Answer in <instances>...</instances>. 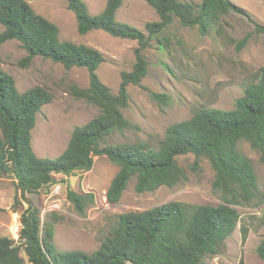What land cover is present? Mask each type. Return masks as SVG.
Masks as SVG:
<instances>
[{
	"label": "trees",
	"instance_id": "16d2710c",
	"mask_svg": "<svg viewBox=\"0 0 264 264\" xmlns=\"http://www.w3.org/2000/svg\"><path fill=\"white\" fill-rule=\"evenodd\" d=\"M124 0H106L103 10L91 13L85 0H67L74 12L80 34L103 30L114 37L137 41L135 61L122 70L118 92L105 84L97 69L107 60L97 48L60 36L59 26L36 12L26 0H0V44L16 40L26 51L21 65L35 57L50 59L65 68L84 67L87 87L71 84L70 93L98 107L99 113L74 127L65 149L56 157H40L33 148L32 131L37 114L53 93L34 85L20 91L15 78L0 68V176H15L16 189L27 206L20 213L19 237L0 235V264H204L207 257L221 253L226 239L236 230L240 212L236 206L264 204V190L252 160L239 149L246 141L264 163V66L247 83L231 109L201 106L184 120L168 125L156 146L146 142L111 143L115 132L131 128L123 112L129 105L130 84L146 88L148 73L145 50L156 40L160 48L168 36H160L175 19L201 34L219 29L232 12L244 10L232 0H145L159 19L145 23V30L117 20ZM256 27L263 29L259 23ZM245 39L241 40V44ZM153 99L167 103L165 93L149 90ZM193 154L191 169H201L207 160L215 171L213 188L220 192L219 204L172 200L144 210L116 213L97 236L99 246L92 252L62 250L55 244L56 224L63 218L52 211L43 218L41 208L28 193L56 185L57 174L65 176L90 170L95 156H106L118 170L105 193L107 202L118 203L132 177L135 190L149 192L161 186L173 187L187 179L178 157ZM66 197L81 216L95 203L92 191L67 188ZM18 204L20 197L16 198ZM264 259V238L256 247ZM239 264H244L243 258Z\"/></svg>",
	"mask_w": 264,
	"mask_h": 264
},
{
	"label": "rangeland",
	"instance_id": "374dc122",
	"mask_svg": "<svg viewBox=\"0 0 264 264\" xmlns=\"http://www.w3.org/2000/svg\"><path fill=\"white\" fill-rule=\"evenodd\" d=\"M34 10L59 26L60 36L99 49L107 58L97 69L101 80L115 93L121 81L122 70H130L135 61L137 41L114 37L97 29L80 34L73 11L67 0H26ZM91 13L103 10L106 0H85ZM200 2L201 0H189ZM244 13L232 12L225 16L219 29L201 34L196 27H185L175 19L160 36H168L167 45L160 48L156 40L145 50L148 73L142 84H130L129 105L123 112L131 128L115 132L111 143L146 142L156 146L171 123L189 118L194 109L210 106L231 109L245 85L252 81L258 69L264 66V0H232ZM117 20L145 30V23L159 16L145 0H124L116 14ZM3 27L0 24V31ZM245 42L241 44V40ZM26 51L16 40L0 44V68L10 73L20 91L41 85L53 93L49 103L37 114L32 131V144L40 157H56L67 146L75 126L85 124L99 113L98 107L74 97L71 84L87 87L89 74L84 67L65 68L50 59L35 57L28 66L21 65ZM149 90L165 93L167 103L153 99ZM241 152L249 157L258 177V186L264 190V163L260 154L246 141L239 142ZM187 173V179L173 187L161 186L154 191L138 193L136 178L132 177L118 203L107 202L106 190L118 170L106 156H95L88 171L65 176L57 174L61 185L59 194L52 195L54 185L44 187L27 197L41 208L43 218L52 211L63 216L56 224L55 244L58 249H79L87 252L99 246L97 236L106 227L109 217L131 210H144L172 200L200 204H219L220 192L214 190L215 171L207 160L201 169L193 171V154L178 157ZM15 178L0 176V235H11L20 229V213L27 203L20 196ZM77 191H92L95 203L81 216L68 201V187ZM20 197L21 203L16 202ZM240 220L236 230L226 239L221 253L207 257L204 264H264L256 247L264 238V204L236 206Z\"/></svg>",
	"mask_w": 264,
	"mask_h": 264
},
{
	"label": "built area",
	"instance_id": "2783aa9c",
	"mask_svg": "<svg viewBox=\"0 0 264 264\" xmlns=\"http://www.w3.org/2000/svg\"><path fill=\"white\" fill-rule=\"evenodd\" d=\"M61 189V185L58 183L54 186L52 195L59 194V191ZM20 230V229H19ZM19 237V231H17L14 235V238L17 239Z\"/></svg>",
	"mask_w": 264,
	"mask_h": 264
},
{
	"label": "water",
	"instance_id": "95a60500",
	"mask_svg": "<svg viewBox=\"0 0 264 264\" xmlns=\"http://www.w3.org/2000/svg\"><path fill=\"white\" fill-rule=\"evenodd\" d=\"M8 176H10V177H14V178H15V176H14V175H8Z\"/></svg>",
	"mask_w": 264,
	"mask_h": 264
}]
</instances>
